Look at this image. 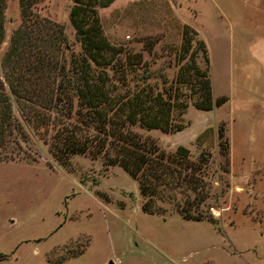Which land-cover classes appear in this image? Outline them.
Segmentation results:
<instances>
[{
	"label": "rangeland",
	"instance_id": "rangeland-1",
	"mask_svg": "<svg viewBox=\"0 0 264 264\" xmlns=\"http://www.w3.org/2000/svg\"><path fill=\"white\" fill-rule=\"evenodd\" d=\"M71 3L40 0L34 10L63 24L76 52ZM98 13L107 40L122 49L105 68L113 91L146 85L172 92L177 86L187 102L183 111H172L183 125L178 131L128 129L152 138L166 155L178 145L193 160L200 151L207 154L198 173L207 190L200 209L218 224L182 218L173 199L156 198L164 209L160 214L143 211L137 181L117 164L104 166L101 156L71 154L67 171L51 153L49 139L61 121L78 123L76 115L46 109L52 122L34 130L11 98L12 114L28 138L3 149L14 156L0 160V264H264V0H113ZM4 17L0 59L20 23L17 0H5ZM184 23L205 42L213 98L226 96L210 110L196 108L189 88L176 82ZM126 54L136 59L126 61ZM195 60L205 66L200 51ZM0 77L6 87L1 65ZM220 126L225 156L218 145ZM82 131L97 135L91 127ZM184 197L176 192L174 200L183 203Z\"/></svg>",
	"mask_w": 264,
	"mask_h": 264
},
{
	"label": "trees",
	"instance_id": "trees-1",
	"mask_svg": "<svg viewBox=\"0 0 264 264\" xmlns=\"http://www.w3.org/2000/svg\"><path fill=\"white\" fill-rule=\"evenodd\" d=\"M39 1L17 0L20 23L9 35V44L0 59L6 82L5 87L0 77V160L14 156L3 149L28 138L12 114L11 98L34 130L46 128L52 122L46 109H59L66 117L74 114L78 119L72 125L61 121V128L49 139L51 153L67 171H70L71 154L101 156L104 166L117 164L137 181L144 198L143 211L160 214L164 209L156 203V198L173 199L175 211L182 218L218 224L211 212L200 209L207 190L198 173L207 154L200 151L198 159L193 160L189 158L188 148L178 145L174 154L166 155L152 138L140 137L128 129L130 125H138L163 132L178 131L183 125L174 121L172 111H183L187 102L180 98L177 86L172 92L154 91L146 85L122 92H114L110 87L105 68L118 60L122 49L104 35L98 8L113 0H72L68 20L79 44L76 52L70 50L63 24L34 10ZM4 10L5 0H0V45L5 35ZM198 51L204 67L195 60ZM136 54H126V61L129 57L136 59ZM175 57L179 63L176 82L189 88L188 98L193 99L196 108L210 110L226 100L225 95L213 98L205 42L187 23L182 26ZM84 127L93 128L97 135L87 136L82 131ZM217 133L220 152L225 156L228 145L221 126ZM176 192L185 195L183 203L174 200ZM80 251L62 255L53 263Z\"/></svg>",
	"mask_w": 264,
	"mask_h": 264
},
{
	"label": "water",
	"instance_id": "water-1",
	"mask_svg": "<svg viewBox=\"0 0 264 264\" xmlns=\"http://www.w3.org/2000/svg\"><path fill=\"white\" fill-rule=\"evenodd\" d=\"M110 264H111V262H110Z\"/></svg>",
	"mask_w": 264,
	"mask_h": 264
}]
</instances>
